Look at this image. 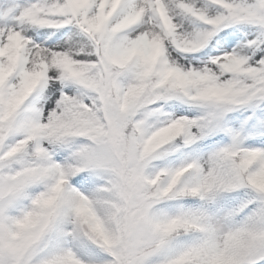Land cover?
Segmentation results:
<instances>
[{"label":"trees","instance_id":"trees-1","mask_svg":"<svg viewBox=\"0 0 264 264\" xmlns=\"http://www.w3.org/2000/svg\"><path fill=\"white\" fill-rule=\"evenodd\" d=\"M156 69L155 54L141 50L134 67L117 70L109 66L104 90L98 73L86 79L90 90L73 84L77 93L72 99H62L66 123L55 128L52 151L35 152L30 128L35 114H22L37 96H11L7 107H0V129L6 133L0 141L3 154L17 160L0 178L19 182L5 195L10 205L0 220V264H196L212 232L208 227L204 233L196 232L187 222L202 223L196 214L206 209L212 215L230 210L237 220L252 213L228 245L222 263L217 264H248L250 250L264 245V153L257 151L261 144L254 143L261 134L250 133L248 146L255 152L225 157L220 175L209 185V196L201 200L194 191L196 173L191 166H199L205 153L224 135L197 138L184 146V128L190 131L196 126L206 134L201 119L173 118L176 113L195 115L196 105L180 99L151 105L159 89L175 96L180 93L178 83L158 77ZM134 74L137 84L126 90L123 80ZM217 83L213 77L202 80L193 76L187 86L194 97L205 101H211L214 90L246 105L255 100L256 90L248 92L239 78L225 87ZM122 87L127 91L126 118L121 122L114 115L105 118L103 101H118ZM82 97L95 101V111L84 106ZM140 99L143 103L138 106ZM143 105L156 111L154 120H144L139 113ZM235 114L233 111L225 119L231 131L248 130L245 122H232ZM116 122L120 128L113 135L111 125ZM141 126L143 134L138 133ZM70 138L73 141L64 145ZM102 146H112L119 159L115 156L111 164H93L87 155ZM98 172L107 175L101 177ZM132 218L145 224L150 235L134 242L135 250L129 251L123 238ZM7 247L18 249L19 255L5 263Z\"/></svg>","mask_w":264,"mask_h":264},{"label":"rangeland","instance_id":"rangeland-1","mask_svg":"<svg viewBox=\"0 0 264 264\" xmlns=\"http://www.w3.org/2000/svg\"><path fill=\"white\" fill-rule=\"evenodd\" d=\"M106 4V8L104 9V16L107 17L110 14V10L114 7V9L118 6V0H103ZM113 1V2H112ZM2 2V0H0ZM75 5V3H73ZM158 16V15H157ZM132 18V17H131ZM144 15L139 18H132L137 23H127L131 24L129 26H111L110 21L108 19L96 26L92 31L87 25L84 24L83 21L81 23L85 26L86 31L96 40V50L83 52L80 55H86L89 57H97V59H88L85 61H80L77 59L71 60L69 62L63 63L59 66L55 72L58 73L57 75L53 76L50 73L53 72V69L50 65L46 64H38L40 68L37 71V74L31 76L27 72V68L25 63L22 61V56H17L16 60L14 58V62L8 65L0 64V98L1 101L5 100V96H3L1 89L2 85H9L13 89V93L11 96L19 95L21 97H29L31 93L34 91V88L39 84V82L43 78H47V87L43 90V96L39 94L35 101H32L29 105L32 108V113L36 115V119L32 120L34 126V132L37 136H40L44 139V146L48 147L50 150L53 149L54 143L52 138L54 136L55 128L58 126H62L66 123L65 116L62 112V99H72L76 95V88L73 83L67 78V74L69 71H73L75 73L79 72H89L88 75L92 77L93 73H99V70L90 71L89 65L95 63H101L102 60L105 58L104 55L101 54V46L102 42L105 38L109 35L118 36L121 33L129 32L130 30L135 29L138 25L141 24L143 21ZM159 23L154 24L153 26L149 27L146 31L135 35L134 37L130 36L125 39V41L120 45H113L112 42L108 40L107 45L108 49L112 47L113 50L117 51V54L129 53L131 51L137 50V48L145 49V52L152 54L153 49L159 48L160 53L162 56L165 57V64L164 66L162 63L160 64V68L163 70L167 69L168 74L173 73L174 75L170 74V77L176 81L181 82L178 76H183L187 80L188 77H192V75L196 74L201 77L203 80H206L208 77H213L214 79L218 80L220 87H225L230 81H233V77L236 75L244 76L249 79L246 80V86L253 85V79H257L258 85L261 87L260 96H264V74L261 75L260 71L257 69H249L245 67L241 62L238 60H228L226 59L223 64L220 65L221 71L216 73L211 69H204L203 71L193 70L190 68H186L182 60H180L175 53H190L194 52L195 50H185L182 49L181 42V34L178 32L175 24L172 21H169L166 17L160 18L158 16ZM185 33V32H184ZM16 43L23 45L26 41L23 37L20 38L18 35L15 39ZM110 47V48H109ZM174 49V52H170L169 49ZM79 55V56H80ZM2 53L0 51V60L2 58ZM114 58V57H113ZM121 61H125L124 58H118ZM117 58H114V61H118ZM176 74H175V72ZM79 75V74H78ZM75 74L72 76L74 79L78 76ZM173 76V77H172ZM103 80L106 79V74L103 73L102 75ZM227 77V79H225ZM88 77H84L87 79ZM138 78L137 75H133L132 77L127 79L129 83L128 87L133 89L135 87L136 79ZM134 82V83H133ZM133 83V84H131ZM70 84V85H69ZM180 85V83H179ZM106 82L103 84L105 88ZM212 95V93H211ZM186 101L190 102V97L185 96ZM11 98V97H10ZM9 98V99H10ZM155 99H162V103H167L172 100L177 99L175 95H173L169 91H164L163 89H159L154 96ZM210 103H200L197 104V113L194 116H188L190 119H201V125L204 128L205 135H202L197 128L193 127V134L196 138H212L216 135L225 134L230 135L229 129L225 126V119L229 116L232 111L233 103L231 101H223L218 98H214ZM83 101L84 105L89 111H94L96 109L95 101L92 99H87L82 97L80 99ZM143 99H140L136 105H141L143 103ZM121 102V101H120ZM149 104V102H146ZM121 103L117 104L114 100H109L105 104V111L108 115H114L118 117V120L121 122L126 117L125 109L120 106ZM23 110L22 113H24ZM149 113L144 114V120L147 122L153 117L152 111H148ZM152 113V114H151ZM186 117V116H185ZM179 115L175 116V120L180 119ZM68 126V125H67ZM115 130L112 131L113 135H116L117 131L120 128V123L116 122L114 125ZM240 133V137H234L233 141H229L228 138L221 141L218 145L210 147V149L206 152L203 157V160L199 166L197 171L196 177V190L200 193L208 192V187L212 182L213 178L219 176L223 165H224V155L228 154L226 152L229 148L230 153L236 154L241 151L243 144H247L250 138V133L254 136H258L259 133L250 131L249 129H242ZM6 133L5 131L0 129V141L4 139ZM71 136V134H69ZM66 139L64 141V145H69L73 140ZM246 141V142H244ZM3 144L0 143V173L3 170L8 169L10 165L16 164V159H11L10 156H5L3 154L2 149ZM260 149L264 151V146H260ZM228 150V151H229ZM115 156H117L115 150L112 146H102L99 147L96 151L87 155V158H90L93 164H111L115 161ZM120 162V161H119ZM98 175L104 177L107 175L103 172H98ZM19 184L18 181H6L0 178V198L3 199L0 202V220L2 218V214H4L5 210L9 207L8 201L5 199V195L7 192L11 191ZM130 198V196H129ZM252 214L250 212H246L242 215V220L239 222L236 221L232 217V212L229 210H223L218 215L210 217L208 214L205 216V222L207 225L212 228L213 234L210 239V244L206 251V261L201 262V264H210L212 261H221L225 256L226 246L233 240V238L239 234L245 226V223L250 220ZM134 218V217H133ZM131 219L129 225L127 227V231L124 235V243L126 249L128 248L129 251L135 250L134 242L138 239H142L144 237L149 236V231L145 224L142 222H134V219ZM133 242V243H132ZM30 242H27L26 246L29 245ZM134 247V248H133ZM264 247L262 245H255L253 248H260ZM252 248V249H253ZM251 249V250H252ZM19 255V250L16 248H4L3 254V262H11L14 260L15 257ZM133 264H136L134 262Z\"/></svg>","mask_w":264,"mask_h":264},{"label":"snow or ice","instance_id":"snow-or-ice-1","mask_svg":"<svg viewBox=\"0 0 264 264\" xmlns=\"http://www.w3.org/2000/svg\"><path fill=\"white\" fill-rule=\"evenodd\" d=\"M168 15L181 31H188L197 41V49L175 55L186 68L219 73L226 59H235L249 69L264 74V0H163ZM99 0L90 6L89 17H95ZM145 9L140 25L114 39L113 45L122 44L127 37L146 31L159 23L157 14L146 0H126L113 17L109 28L121 21L133 9ZM80 12L72 0H2L0 2V47L9 38L19 34L28 42L35 54L48 55L62 52L72 55L81 50L95 51L96 40L81 23ZM49 19L56 21L50 23ZM174 52V49H169ZM73 59H97L86 55ZM53 72L50 75H57ZM227 79V77H225ZM42 86L40 90L43 96ZM233 123L245 122L250 131L261 134L254 143L264 144V96L259 97L244 110L233 109ZM248 264H264V247L253 248L248 254Z\"/></svg>","mask_w":264,"mask_h":264},{"label":"bare ground","instance_id":"bare-ground-1","mask_svg":"<svg viewBox=\"0 0 264 264\" xmlns=\"http://www.w3.org/2000/svg\"><path fill=\"white\" fill-rule=\"evenodd\" d=\"M113 2V1H112ZM150 8L160 17H166L169 21H172L168 15V11L165 7V4L163 0H146ZM72 3H75L76 11L82 13L81 15V21L84 22L85 25H87L92 31L94 28L102 23H104L107 19L108 22L112 21L113 17L116 15L118 11L121 10L122 6L126 3V0H118V6L114 9V7L110 10L109 16H104V8H106V4L103 0H99L100 8L98 9V14L95 17H89L87 15V12L90 10V6L96 3V0H72ZM145 13V9L141 8L139 10H131L129 14H127L121 21H119L117 24L112 26H119L123 25L126 26L127 23H137L135 22V17L139 18L143 16ZM134 19H132V18ZM50 23H55L56 21L49 19ZM131 24H128L129 26ZM176 26V25H175ZM178 32L181 34L180 41L184 42L182 43V49L185 50H196L197 49V41L195 37L189 33L188 31H181L177 26ZM185 32V33H184ZM19 34H16L15 36H12L9 38L8 43L4 47H0V51L2 53V58L0 60V64L8 65L14 62V58L16 60L17 56H22V61L25 63L27 72L29 75L34 76L37 74V71L41 64L50 65V67L53 69V72L61 66L63 63L69 62L71 60H74L72 57L79 56L84 50H81L80 52H75L72 55H68L62 52H56L52 53L50 56L40 54L37 55L35 52L28 47V42L26 41L23 45H20L19 43H16L15 41L16 37ZM20 36V35H19ZM22 36H20L21 38ZM229 60V59H228ZM234 61L235 59H230ZM40 64L39 66H37ZM52 72V73H53Z\"/></svg>","mask_w":264,"mask_h":264}]
</instances>
